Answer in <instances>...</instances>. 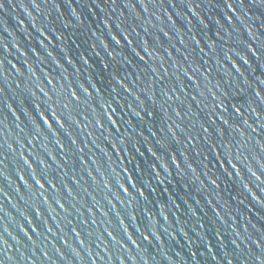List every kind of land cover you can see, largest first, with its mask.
<instances>
[{"label": "water", "instance_id": "obj_1", "mask_svg": "<svg viewBox=\"0 0 264 264\" xmlns=\"http://www.w3.org/2000/svg\"><path fill=\"white\" fill-rule=\"evenodd\" d=\"M258 241L264 0H0V264H254Z\"/></svg>", "mask_w": 264, "mask_h": 264}, {"label": "snow or ice", "instance_id": "obj_2", "mask_svg": "<svg viewBox=\"0 0 264 264\" xmlns=\"http://www.w3.org/2000/svg\"><path fill=\"white\" fill-rule=\"evenodd\" d=\"M255 243H256L258 248L264 249V247H261V245H264V244H262L260 241L255 242ZM260 256H264V255H260ZM254 264H264V260H260V257L257 256L255 261H254Z\"/></svg>", "mask_w": 264, "mask_h": 264}]
</instances>
